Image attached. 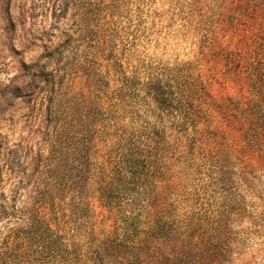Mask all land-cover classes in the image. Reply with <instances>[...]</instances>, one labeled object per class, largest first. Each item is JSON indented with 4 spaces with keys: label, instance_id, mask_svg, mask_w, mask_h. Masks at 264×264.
<instances>
[{
    "label": "rangeland",
    "instance_id": "374dc122",
    "mask_svg": "<svg viewBox=\"0 0 264 264\" xmlns=\"http://www.w3.org/2000/svg\"><path fill=\"white\" fill-rule=\"evenodd\" d=\"M91 5L96 30L101 18L112 20L103 39L101 33L90 37L86 32L83 19ZM262 11L264 0H0V197H11L21 179L25 186L37 184L40 173L57 162L51 154L56 123L45 120L48 102L41 106L46 92H40L25 66L67 41L64 71L71 74L82 64L91 73L112 72L105 107L123 131H140L157 118L139 82L163 68L205 72L216 78L218 97L235 98L232 85L220 86L225 73L239 69L231 67L227 51L258 33ZM104 42L117 54H96ZM115 69L135 76L137 90L130 91L127 83L121 97ZM168 128L167 142L154 159L152 187L139 196L136 210L147 216L163 205L182 231L171 235L152 264H264V152L249 148L241 133L232 131L221 134L224 154L218 160L196 145L201 136L192 129L188 137ZM72 143L65 144V168L81 161L74 159L77 145ZM220 168L228 171L225 180H220ZM245 172L252 175L248 182L239 175ZM10 224L0 215V248ZM85 251L88 258L96 257ZM102 263L128 264L120 256Z\"/></svg>",
    "mask_w": 264,
    "mask_h": 264
},
{
    "label": "trees",
    "instance_id": "16d2710c",
    "mask_svg": "<svg viewBox=\"0 0 264 264\" xmlns=\"http://www.w3.org/2000/svg\"><path fill=\"white\" fill-rule=\"evenodd\" d=\"M94 7L83 19L85 29L90 37L101 33L103 39L112 20L101 18V28L96 30ZM67 46L66 41L34 65L25 66L40 92H46L41 106L48 102L45 120L56 123L57 144L51 154L57 162L51 171L40 173L37 184L25 186L21 179L11 197H0V215L11 223L0 248V264H103L110 256H120L128 264H152L169 245L171 235L182 231L163 205L152 208L147 216L136 210L139 196L152 187L154 159L167 142L168 125L188 137L191 129L195 131L201 136L196 145L218 160L224 154L221 134L232 131L241 133L249 148L264 152V11L258 33L227 51L229 64L239 69L225 73L220 86L232 85L238 93L235 98L218 97L216 78L205 72L163 68L139 82L157 118L140 131H123L124 125L105 107L112 72L91 73L82 64L71 74L64 71ZM96 54L117 52L104 42ZM114 71V79L123 85L121 97L127 83H131L130 91L137 90L135 76ZM67 141L77 145L73 155L75 160L81 157L78 166L61 165L69 159L64 152ZM226 170H218L220 180L226 179ZM239 175L247 182L252 178L249 172ZM24 193V206L18 207ZM108 221H113L112 229L103 226ZM85 250L96 257L88 258Z\"/></svg>",
    "mask_w": 264,
    "mask_h": 264
}]
</instances>
